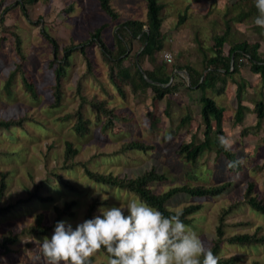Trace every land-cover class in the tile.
Returning <instances> with one entry per match:
<instances>
[{
  "label": "rangeland",
  "instance_id": "374dc122",
  "mask_svg": "<svg viewBox=\"0 0 264 264\" xmlns=\"http://www.w3.org/2000/svg\"><path fill=\"white\" fill-rule=\"evenodd\" d=\"M159 1L164 4L161 15L165 45L155 56L141 57L139 64L143 69H152L163 62L170 65L175 61L201 70L205 57L212 53L214 36L225 28L226 15L234 18L231 35L224 45L225 52H228L230 43L247 39L252 42L260 40L264 53V29L254 23L259 14L255 0ZM111 3L119 13L116 20L100 8L99 0H39L27 6V15L21 11L17 0H0V20H4V23H0V38L4 36L0 47V115L19 117L27 114L33 118L22 127L0 129V170L10 171L4 204L28 196L29 190H36L37 186L40 194L52 197L49 201L33 198L16 205L9 214L0 215V241L9 231L18 232L33 222L38 212L45 213L48 224L66 221L75 229L77 224L83 222L94 197L109 200L108 204L96 211L94 217L102 216V208L126 206L130 199L138 197L131 191L92 181L85 174V165L102 172L130 177L154 167L167 176V179L151 184L157 192L176 184H215L230 180L231 187L220 195L199 197L182 193L169 204L178 209L190 203H202V208L192 215L193 220L186 225L192 227L209 248L214 244L222 209L232 205L231 211L223 219L225 237L243 232L264 233V215L249 205L245 195L248 184L253 181V194L264 199V119L259 128L255 125V104L257 99H264V80L250 72L248 65L228 78L224 93L217 95L210 88L206 90L225 107L226 138L231 140L232 149L244 161L238 171L229 170L227 157L217 154L214 148L206 149L195 163L177 152L182 142L193 137L197 141L204 138L199 100L203 92L201 89L182 85L176 94L154 101L151 90L146 94L135 95L127 86L128 96L123 99L112 85L108 64L95 43L88 45V51L95 61L97 77L85 76L82 79V91L89 97L97 94L110 98L109 105L121 117L114 120L111 128L104 130V116L91 105H84L91 126L90 133L84 136L78 135L73 129L74 118L65 117L80 104L76 88L86 64L78 51L72 54L71 65L63 80L62 104L58 107L51 105L53 95L50 84L55 81L51 63L55 53L42 29L57 39L61 54L66 45L79 44L90 37L92 29L102 24H106L103 37L113 46L118 24L130 18L146 19L147 0H111ZM188 5L187 20L178 24L179 14L184 13ZM249 11L251 14L246 16ZM240 14L244 15V19L238 20ZM4 24L7 29L2 26ZM12 31L18 32L21 37L22 50L26 55L25 67L38 86L39 98H34L25 90L19 73L14 77L10 93L5 86L7 77L20 58L12 44ZM140 48L141 43L135 40L126 65L134 68L135 54ZM166 53L172 54V61L165 58ZM177 71L184 75H180L178 81L188 78L185 69ZM243 78L246 85L242 90V101L249 106V110L245 112L243 121L238 122L234 118L237 82ZM104 86L112 96L106 94ZM187 114L192 119L181 123V118ZM244 127H250V132L243 134ZM67 139L72 140L79 149L74 159L68 162L64 160ZM132 139L154 143L156 148L121 152V145ZM57 174L68 179L75 189L65 186ZM71 200H76L74 214L56 220L55 207H62ZM53 234L54 228L46 235L21 234L18 242L11 245L10 251L6 252L0 246V264H47L40 244L45 237L51 239ZM219 254L239 256L236 264H252L254 260L264 264V244L240 245L223 240ZM95 259L108 264L109 257L100 251Z\"/></svg>",
  "mask_w": 264,
  "mask_h": 264
},
{
  "label": "trees",
  "instance_id": "16d2710c",
  "mask_svg": "<svg viewBox=\"0 0 264 264\" xmlns=\"http://www.w3.org/2000/svg\"><path fill=\"white\" fill-rule=\"evenodd\" d=\"M39 0H17V4L20 5L21 11L24 15H27V6L37 3ZM48 1V0H46ZM241 1V0H240ZM100 8L110 15L114 20L118 19L119 13L113 7L111 0H99ZM147 13L146 19L130 18L124 20L117 26V32L114 35L113 46H110L103 37V31L106 24L95 27L90 31V37L80 42L79 44L70 43L64 47L63 53H59L58 41L47 30L42 29V33L45 38L52 45L55 56L52 60L51 67L55 76V81L50 84L52 90L53 102L52 106L58 107L62 104L64 97L63 80L66 78L68 68L71 65V56L75 51L80 52L83 55L86 70L78 79L76 92L80 97L79 107L70 115L65 117L74 118L73 129L78 135L84 136L90 133V119L87 117L84 111V105H91L95 108L99 114L104 116L103 129L111 128L115 119L120 118L121 115L117 113L114 107L109 105L110 98L99 97L94 94L92 97L83 93L82 79L91 75L97 77L95 61L88 51L89 44H97L103 59L108 64V76L112 85L116 88L120 97L126 99L128 96L127 86L130 87L135 95L146 94L148 90H151L152 98L154 101L164 99L167 95L176 94L182 85H186L188 88L197 87L201 89L202 94L200 96L201 103V116L204 138L197 141L195 137L191 140L182 142L177 152L188 161L195 163L198 158L204 153V151L214 148L217 154H224L228 162L236 161L240 157L231 148L230 151H225L219 143V137H226L225 131V107L220 105L216 98L206 93V90L210 88L217 95L225 92L226 86L229 82L228 78L235 72L241 71V68L248 65L249 71L258 74L262 80H264V53L261 51L262 42L260 40L249 41L243 39L230 43L228 52H225L224 45L228 41L232 30V18L225 16L224 23L225 28L221 33H217L214 36V43L212 53L205 57V64L200 70L197 67L190 64H182L179 62H172L167 65V62H163L157 67L152 69H143L139 61L142 56L153 57L157 53L161 52L165 45V34L163 32V16L161 12L164 8V4L159 0H147ZM9 8V7H7ZM6 8V9H7ZM190 5L186 6L185 12L179 14L178 24H183L188 18V10ZM250 13L247 12L246 16ZM244 19V15L240 14L238 20ZM0 23H4V20H0ZM7 29V26L4 24ZM13 47L15 48L19 58L16 67L12 69L10 75L7 77L5 86L9 93L11 92L12 82L17 73L21 76V82L25 90H27L34 98H39L38 86L25 67L26 55L22 50V40L18 32L12 31ZM4 36L0 38L1 42ZM138 40L141 43V48L135 54V62L132 68L125 64L126 59L129 57L132 51L133 42ZM185 69L187 79L178 81V77L183 75L177 70ZM184 76V75H183ZM237 105L234 118L238 122H242L245 116V112L249 110V106L242 101V90L246 85L244 78L242 81L237 82ZM108 96H112V93L103 87ZM169 105V103H168ZM255 113L257 116L256 128H259L264 119V99L260 98L256 100ZM192 117L187 114L181 118V123L185 124L190 121ZM27 120H33L30 115L15 116H2L0 115V129L11 130L13 127H22ZM250 127H244L242 133L246 134L250 132ZM156 148V144L147 142L141 139H132L125 141L120 148V151L126 150H142L148 151ZM79 149L75 147L72 140L67 139L65 141V154L64 160L68 162L73 160L78 154ZM0 154L2 150L0 149ZM243 164L236 168H229L231 171H238ZM262 167L264 168V162ZM85 174L92 181L120 189H125L135 193L140 199L146 201L150 206L157 208L163 212L165 216H170L177 211L183 213L181 220L185 224H189L193 220V214L202 208V203H190L183 205L182 207L175 209L170 206V202L176 198L177 195L187 193L192 196H217L228 190L232 181L227 180L215 184H176L170 186L168 189L157 192L151 184L156 181H162L167 179L166 174L157 171L154 167L145 170L141 174L130 177L114 174L112 172H102L95 170L85 165ZM10 171L8 169L0 170V215L9 214L16 205L31 201L33 198H38L42 201H49L52 199L49 195H42L38 192V186L36 190H29V195L20 198L14 203L4 204V198L8 189V179ZM57 178L65 184V186L75 189L68 179L61 174L56 175ZM255 182L251 181L248 184L246 190V200L249 205L256 211L264 215V199L253 194ZM109 203V200L104 197H94L89 204L87 212L84 215V220L93 219L96 211L101 207ZM76 200L67 201L64 206L57 205L55 207L56 220L64 215L74 214V206ZM233 206V205H232ZM232 206L229 208H223L219 216V223L216 228V238L214 244L211 247L213 253L220 257L219 264H236L240 257L236 255L223 256L220 255L221 242L228 240L231 243H237L240 245H259L264 244V233L257 231L235 233L231 236L225 237L224 230V216L231 211ZM83 220V221H84ZM57 221L53 224L46 222V215L44 212H38L33 222L23 227L20 231H9V234L4 236L0 241V246L8 252L11 250V245L18 242L21 234L32 235H46L51 229L55 228ZM107 257L106 250H101ZM92 264H104L97 262L95 256L91 258ZM252 264H260L259 261L254 260Z\"/></svg>",
  "mask_w": 264,
  "mask_h": 264
},
{
  "label": "clouds",
  "instance_id": "9594fccd",
  "mask_svg": "<svg viewBox=\"0 0 264 264\" xmlns=\"http://www.w3.org/2000/svg\"><path fill=\"white\" fill-rule=\"evenodd\" d=\"M255 7L259 14L254 23L264 29V0H255ZM219 143L225 151L232 148L231 140L224 136ZM243 163L239 158L229 161L227 167ZM100 212L102 216L84 220L75 229L58 221L51 239L45 237L40 244L47 264H92L91 258L101 250H106L108 264H219L220 257L181 220L180 211L165 216L136 197L126 206Z\"/></svg>",
  "mask_w": 264,
  "mask_h": 264
},
{
  "label": "built area",
  "instance_id": "2783aa9c",
  "mask_svg": "<svg viewBox=\"0 0 264 264\" xmlns=\"http://www.w3.org/2000/svg\"><path fill=\"white\" fill-rule=\"evenodd\" d=\"M165 58H166L168 61H172V54H171V53H166V54H165Z\"/></svg>",
  "mask_w": 264,
  "mask_h": 264
},
{
  "label": "crops",
  "instance_id": "0c3cea01",
  "mask_svg": "<svg viewBox=\"0 0 264 264\" xmlns=\"http://www.w3.org/2000/svg\"><path fill=\"white\" fill-rule=\"evenodd\" d=\"M244 68H245V66H244ZM208 95H210V94H208ZM201 96V95H200ZM200 99V98H199Z\"/></svg>",
  "mask_w": 264,
  "mask_h": 264
}]
</instances>
